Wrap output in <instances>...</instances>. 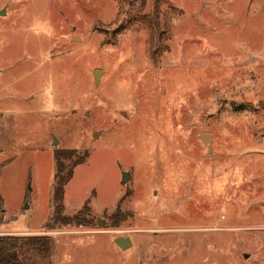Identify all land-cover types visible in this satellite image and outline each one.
Instances as JSON below:
<instances>
[{"label":"rangeland","instance_id":"374dc122","mask_svg":"<svg viewBox=\"0 0 264 264\" xmlns=\"http://www.w3.org/2000/svg\"><path fill=\"white\" fill-rule=\"evenodd\" d=\"M132 7L0 0V236L51 238L24 264H264V0H165L158 32Z\"/></svg>","mask_w":264,"mask_h":264},{"label":"trees","instance_id":"16d2710c","mask_svg":"<svg viewBox=\"0 0 264 264\" xmlns=\"http://www.w3.org/2000/svg\"><path fill=\"white\" fill-rule=\"evenodd\" d=\"M165 0H152V15L151 19L145 21V26L151 30L157 32L161 29V6ZM132 8L142 7L145 4V0H131ZM65 158H68V153L65 151H56V173H55V185H54V200L55 203V214L53 216V222L55 223H67L72 221H79L77 215L74 217H64L63 210V198H64V187L69 181L73 169L64 175L66 164L64 163ZM84 157L78 158L73 162V166L82 162ZM2 202V198L0 197ZM58 202V203H57ZM49 224L47 225L48 228ZM51 247V238L49 236H30L29 238L22 239V236L18 235H1L0 236V264H24V260L20 259L18 250L21 248H29L31 250L39 251V253H48Z\"/></svg>","mask_w":264,"mask_h":264},{"label":"water","instance_id":"95a60500","mask_svg":"<svg viewBox=\"0 0 264 264\" xmlns=\"http://www.w3.org/2000/svg\"><path fill=\"white\" fill-rule=\"evenodd\" d=\"M100 73H101L100 69L94 70V77L96 81L99 79ZM208 137H209V134H204L201 136V138L203 139L205 143L207 142ZM124 181H127V174H124ZM115 242L123 249L127 248L128 246L132 244V240L129 236L117 237L115 238Z\"/></svg>","mask_w":264,"mask_h":264}]
</instances>
